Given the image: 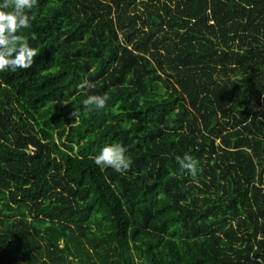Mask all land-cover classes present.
Here are the masks:
<instances>
[{
  "label": "trees",
  "instance_id": "1",
  "mask_svg": "<svg viewBox=\"0 0 264 264\" xmlns=\"http://www.w3.org/2000/svg\"><path fill=\"white\" fill-rule=\"evenodd\" d=\"M77 1L120 47L82 92L65 1L28 12L39 54L0 72V264H264V0ZM115 143L125 173L94 162Z\"/></svg>",
  "mask_w": 264,
  "mask_h": 264
},
{
  "label": "clouds",
  "instance_id": "2",
  "mask_svg": "<svg viewBox=\"0 0 264 264\" xmlns=\"http://www.w3.org/2000/svg\"><path fill=\"white\" fill-rule=\"evenodd\" d=\"M37 6V0H2L0 2V72L5 70L16 72L18 69L27 70L33 66L34 58L39 54V50L30 45L28 38L18 33L21 29L31 28V21L35 19V15L30 16L28 12ZM31 38L35 39V34ZM95 87V83L87 79L77 85L82 92ZM109 99L107 93L87 95L83 105L88 111H92L93 107L99 110L106 107ZM72 115L76 117L77 113L74 111ZM125 153L126 149L122 144H106L94 157V162L101 168L109 167L117 173H125L131 166V159ZM176 160L182 169L188 170L191 176L197 175L198 161L190 155L176 156Z\"/></svg>",
  "mask_w": 264,
  "mask_h": 264
},
{
  "label": "rangeland",
  "instance_id": "3",
  "mask_svg": "<svg viewBox=\"0 0 264 264\" xmlns=\"http://www.w3.org/2000/svg\"><path fill=\"white\" fill-rule=\"evenodd\" d=\"M63 1L70 12L67 21L58 31L59 43L54 51L55 59L59 65L66 59L71 60L72 67L78 65L81 82L98 78L106 70V63L111 57H116L120 47L118 33L110 25L111 11L106 4L99 3L94 7L86 1H82L85 6H81L77 0ZM68 24H72L71 29L67 27ZM82 47L88 49L90 57L78 52Z\"/></svg>",
  "mask_w": 264,
  "mask_h": 264
},
{
  "label": "built area",
  "instance_id": "4",
  "mask_svg": "<svg viewBox=\"0 0 264 264\" xmlns=\"http://www.w3.org/2000/svg\"><path fill=\"white\" fill-rule=\"evenodd\" d=\"M29 148L31 149V148H32V146H29Z\"/></svg>",
  "mask_w": 264,
  "mask_h": 264
}]
</instances>
